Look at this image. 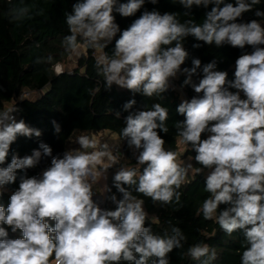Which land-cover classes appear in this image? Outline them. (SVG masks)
Masks as SVG:
<instances>
[{"label":"clouds","instance_id":"clouds-1","mask_svg":"<svg viewBox=\"0 0 264 264\" xmlns=\"http://www.w3.org/2000/svg\"><path fill=\"white\" fill-rule=\"evenodd\" d=\"M147 2L156 5L158 0ZM172 2L182 6L186 17L192 16L194 7H211L202 22H181L177 12L148 10L146 0H76L65 13L69 34L61 41L60 54L73 63L65 65L51 54L38 57L36 63L47 64L56 76L71 75L78 62L91 54L105 90L115 85L133 96L157 99L179 90L181 102L176 112L184 119L176 121L175 128L182 151L166 149L161 136L169 132L168 108L153 103L150 108L145 105L133 110L137 103L133 98L123 104L127 115L115 141L82 132L74 141L70 138L78 147L53 155L52 147L41 141L30 155L13 153L8 162L18 137L39 138L42 131L17 118L22 112L17 104L0 106V195L6 186L16 183L18 172L25 173L7 207L0 204V264H170L169 254L182 249L186 237L176 226L163 234L154 232L152 225L160 223L159 217L149 214L141 197L162 207L174 201L179 204L181 187L197 175L204 176V190L209 194L197 216L218 224L229 236L242 232L247 246L241 264H264L261 0ZM142 8L138 18L121 30L115 14L133 17ZM247 12H254L259 19L244 21ZM30 13L31 8L23 4L11 7L7 15L15 22L32 19ZM188 37L216 48L227 45L240 49L233 78L218 70L217 59L202 64L193 57L191 67H182L189 59L185 48ZM113 41L114 47L107 51ZM249 47L251 51L246 50ZM181 75L185 78L177 89L173 81ZM193 76L199 77L198 83L193 82ZM186 86L195 93L191 99L183 98ZM50 89L51 83L36 99ZM95 91H100L99 87ZM24 99L22 95L21 102ZM120 117L121 111H116L115 118ZM52 124L60 134L61 125L55 120ZM124 146L131 151L135 167L120 163ZM188 151L195 154L181 158ZM46 158H50V165L39 175L26 174ZM110 169L114 170L112 186L107 183ZM97 196L114 208H102ZM8 229L22 235L10 238ZM186 255L200 264L217 259L215 248L204 242L191 245Z\"/></svg>","mask_w":264,"mask_h":264},{"label":"trees","instance_id":"trees-1","mask_svg":"<svg viewBox=\"0 0 264 264\" xmlns=\"http://www.w3.org/2000/svg\"><path fill=\"white\" fill-rule=\"evenodd\" d=\"M76 0H0V106L7 103H15L21 109L17 118H23L29 126L40 129L41 137H18L11 146L8 157L10 162L13 153L23 157L30 155L33 149L39 147L42 141L49 144L53 149V155L62 153L68 148L78 147L73 142L76 136L82 132L94 133L96 135L107 131L109 133L119 134L124 126L123 117L127 115L123 112V104L129 99H135L136 105L133 110L143 109L145 105L151 107L153 103H161L169 110V119L167 126L169 132L161 133L165 139V148L178 151V136L175 123L183 120L184 117L176 112V107L181 102V94L178 91H169L165 94V99L156 97L148 98L140 94L133 96L131 92L120 89L113 85L111 90H105L102 77L96 75L93 67L94 59L91 54L87 59H81L73 74L56 76L50 70L47 64H38V57H45L49 54L62 60L67 64L69 60L66 55L61 56L63 52L61 41L68 33V27L65 23V13L71 11V6ZM127 2V0H120ZM234 2V0H229ZM28 5L31 8L32 19L25 18L23 21H10L7 15L11 7H20ZM145 8L152 10L158 9L163 12H177L181 22L187 19H194L196 22H202L204 14L209 9H192V16L183 15L184 9L179 3H173L172 0H158L156 5L148 3L146 0ZM264 11V0L258 6ZM144 9L133 17H121L116 15V22L121 30L126 28L135 18L141 14ZM40 14L37 15L36 13ZM244 21L259 19L254 16V12H247L243 16ZM39 43V47L36 44ZM201 43L200 48H193V44ZM114 47V41L109 45L107 51ZM185 48L189 52V59L182 67H191V59L199 58L203 63H208L213 59L218 60V70L228 72V78L232 79L234 74V65L236 58L241 54V50L231 46L216 48L198 42L192 37L185 41ZM251 51V48H247ZM83 69V74H81ZM185 77L181 75L176 84L179 86ZM199 77L193 76V82L198 83ZM51 83L50 91L41 98L36 99L34 94L40 92L47 84ZM99 87L100 91H95ZM30 91L31 96L26 97L21 102L20 97L24 91ZM185 99H191L195 95L190 86L183 89ZM34 100L35 102H30ZM121 111V117L115 118V112ZM55 120L61 125V133L56 134L52 121ZM124 155L120 158L123 165L135 167L136 162L132 157L131 151L124 146ZM194 152L188 151L181 158L194 155ZM50 165V158L42 160L36 168L26 170L28 176L39 175L44 168ZM114 170H109L108 185L112 186V175ZM25 173H17V181L14 184L6 186L3 194L0 195V204L7 207L11 193L19 186V178ZM204 176L197 175L193 181L181 187V201L179 204L175 201L171 205L160 206L153 204L150 198L144 199V206L150 215L159 217L160 223L152 225L153 231L163 234L164 231H171V227L181 228L186 241L183 242L182 249H174L169 254L170 264H200L187 256V249L196 243L204 242L215 248L217 259L212 264H241V254L245 249L246 242L240 231L234 232L231 236L224 233L219 225L213 221L204 220L203 216H197V210L201 207L203 201L208 197L204 190ZM115 192V188H112ZM136 194V193H134ZM119 195V194H117ZM102 208H114L109 201L104 200ZM221 208L224 205L220 206ZM54 226V222H50ZM7 227V226H5ZM10 238L20 237L22 234L17 231L12 233L10 229Z\"/></svg>","mask_w":264,"mask_h":264},{"label":"built area","instance_id":"built-area-1","mask_svg":"<svg viewBox=\"0 0 264 264\" xmlns=\"http://www.w3.org/2000/svg\"><path fill=\"white\" fill-rule=\"evenodd\" d=\"M173 83H174V81H173ZM174 84H176V83H174ZM22 95L25 96V97H28V96H31L32 93H31L30 91L26 90V91H24V92L21 94V96H22ZM84 133H85V132H84ZM96 136H97L98 139L106 140V139H105V136H103V135H96ZM180 147H182V146L178 145V152L180 151ZM121 150H122L123 153H124L123 148H122ZM4 190H6V189H4ZM95 199H97L98 201H101L100 206H102V204H103V202H104V199H103L102 197H99V196L95 197Z\"/></svg>","mask_w":264,"mask_h":264},{"label":"rangeland","instance_id":"rangeland-1","mask_svg":"<svg viewBox=\"0 0 264 264\" xmlns=\"http://www.w3.org/2000/svg\"><path fill=\"white\" fill-rule=\"evenodd\" d=\"M73 63V61H70L69 60V62L67 63V64H65V65H69V64H72ZM177 80V79H176ZM176 80L174 81V83L176 82ZM176 86H177V89L179 88V86L177 85V84H175ZM180 94H181V92L179 91V90H177ZM40 93V92H39ZM39 93H37V94H34L33 95V97H37V95L39 94ZM183 98H185V94H184V92H183ZM118 138V135L117 134H110V138L108 139V141H110V142H112V141H115L116 139ZM182 148H183V146L182 147H180V151H182ZM183 154H185V152H183L182 153V155ZM184 159H186L187 157H183Z\"/></svg>","mask_w":264,"mask_h":264},{"label":"crops","instance_id":"crops-1","mask_svg":"<svg viewBox=\"0 0 264 264\" xmlns=\"http://www.w3.org/2000/svg\"><path fill=\"white\" fill-rule=\"evenodd\" d=\"M110 134L112 133H109L107 131H102V133L98 134V135H103L105 136V139L108 141V139L110 138ZM108 181V180H107Z\"/></svg>","mask_w":264,"mask_h":264}]
</instances>
